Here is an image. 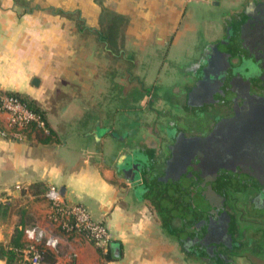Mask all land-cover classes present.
<instances>
[{
	"label": "crops",
	"instance_id": "1",
	"mask_svg": "<svg viewBox=\"0 0 264 264\" xmlns=\"http://www.w3.org/2000/svg\"><path fill=\"white\" fill-rule=\"evenodd\" d=\"M259 32L264 0H0V92L30 101L48 127L17 130L0 111V201L15 204L24 230L55 236L50 264H204L185 250L191 218L156 208L154 182L125 168L146 162L136 154L154 143V119L184 102L191 83L181 81L211 46L228 38L253 54ZM49 182L107 225L106 249L60 229ZM14 227L0 222V242Z\"/></svg>",
	"mask_w": 264,
	"mask_h": 264
},
{
	"label": "flooded vegetation",
	"instance_id": "2",
	"mask_svg": "<svg viewBox=\"0 0 264 264\" xmlns=\"http://www.w3.org/2000/svg\"><path fill=\"white\" fill-rule=\"evenodd\" d=\"M249 23L254 31L262 29L260 19ZM249 23H243L242 29ZM224 41H219L221 52L212 51L205 57L215 64L201 66L199 72L194 69L181 81L191 83L184 102L177 103L176 111L165 115L167 119H154V143L142 144L143 151L136 155L147 164L152 163L145 176L154 182L165 174L171 145L180 142L179 165L171 172L175 175L178 170L185 171L181 178L172 181H187L189 201L193 192L201 208L190 202L188 213L183 216L191 218L184 237L190 257L204 264H239L254 252L262 262L250 263L264 264V33L254 36L252 42L261 50H254L253 54L250 50L247 54L229 50L223 46ZM252 42L246 44L255 45ZM199 80V89L191 93ZM216 125H221V130L212 136ZM179 132L202 141L198 145L186 142ZM198 154L210 166L225 164L232 170L213 174L215 170L197 169L194 155ZM146 162L131 161L125 173L138 176L136 172L144 170ZM199 181L205 186L196 189ZM252 223L261 224L262 227H253L261 228V235L256 237L258 230L253 229L249 234Z\"/></svg>",
	"mask_w": 264,
	"mask_h": 264
},
{
	"label": "built area",
	"instance_id": "3",
	"mask_svg": "<svg viewBox=\"0 0 264 264\" xmlns=\"http://www.w3.org/2000/svg\"><path fill=\"white\" fill-rule=\"evenodd\" d=\"M0 111L7 114L9 125L17 130L35 124L48 131L45 116L14 93L0 92ZM0 133L4 134V131L0 130ZM46 196L51 207V218L59 223L62 229L83 233L98 248L108 247L112 239L110 230L102 220L94 219L83 203L63 199L60 190L52 182L47 185ZM24 234L28 241V245L23 249L26 264H44L46 249L54 247L57 239L55 236H45L34 227L25 228ZM42 239L44 242L40 245Z\"/></svg>",
	"mask_w": 264,
	"mask_h": 264
},
{
	"label": "water",
	"instance_id": "4",
	"mask_svg": "<svg viewBox=\"0 0 264 264\" xmlns=\"http://www.w3.org/2000/svg\"><path fill=\"white\" fill-rule=\"evenodd\" d=\"M233 27V25H231V27H229L228 31L231 30ZM230 34V31L229 33ZM227 34V36H228ZM225 41L223 42V46H227V48L229 47V50H234V51H239V50H235L234 48H231V45L229 43V39L226 38L224 39ZM212 47V50L217 54L218 52H221L220 47L218 46V44H215ZM226 48V47H225ZM232 51V52H234ZM206 63L207 65H210V63H212V61H210L208 58L206 59ZM204 70V67L201 69V71ZM200 80L197 81L194 85V87H192L190 89L191 93L193 91H196V88L199 89V84H200ZM190 94V92H189ZM263 102V101H262ZM256 111L260 112L261 110H259V108L256 109ZM263 112V111H262ZM221 130V125H216L213 130H212V136H216V133H219V131ZM179 135L181 136V139L186 140V142L191 141V143H196L197 145L201 143V138L200 137H186L184 135L183 132H179ZM205 139V138H203ZM179 141L177 140L175 143H173L171 145V156L166 160V169L164 171V175L162 177V179L160 178L155 179L154 180V205L156 208L161 209L164 206H169L173 209H175L177 212L179 213H188L187 210V206L191 204L196 207L197 209H201L200 205L197 201V198L194 196L193 192L191 193V200L189 201L188 197H189V193H188V184L187 181L185 180H181L180 182H174L172 180H178L179 178H181V175L184 173L185 170H178L175 175L173 174V172H171V168H176V165H179V155H178V148H179ZM198 153V151H197ZM200 155L198 154V156L194 155V160H195V167L197 169H201V170H215V171H211L213 174L222 172L224 170H232L231 166H227L225 164H221L220 166H210V164L208 163H204L203 157H199ZM133 164V163H132ZM184 165V164H183ZM150 166L148 164H144V170H141L139 173L140 176L144 177L145 173L147 171V169ZM189 170H192V164H190L189 166ZM179 169V168H178ZM194 185H191L190 188L192 189ZM205 186V183L203 181H199L196 184V189ZM153 192V191H152ZM188 204V205H187Z\"/></svg>",
	"mask_w": 264,
	"mask_h": 264
},
{
	"label": "trees",
	"instance_id": "5",
	"mask_svg": "<svg viewBox=\"0 0 264 264\" xmlns=\"http://www.w3.org/2000/svg\"><path fill=\"white\" fill-rule=\"evenodd\" d=\"M21 98L25 100L29 106L44 115V113L33 106L30 101L26 100L23 97ZM28 127L31 128L32 131H35L37 134H48V132L44 131L40 127H37L35 124H31ZM17 213L21 215V212H19L18 209L15 208V204L13 202L7 203L0 201V222L5 224H10L13 222L15 224L14 230L10 233V235H8L7 232L5 233V236H8L6 241L0 242V257L5 260V264H26V261L23 257V249L28 245V241L23 239L24 225L26 222L24 220H15L13 218V215H16ZM20 223L21 227H19ZM59 227L64 232H67L62 229L60 225ZM43 242L44 239H42L39 244L42 245ZM53 255L54 253L51 249H46L43 259L44 263L50 264L51 262L49 261L51 258L53 259Z\"/></svg>",
	"mask_w": 264,
	"mask_h": 264
},
{
	"label": "rangeland",
	"instance_id": "6",
	"mask_svg": "<svg viewBox=\"0 0 264 264\" xmlns=\"http://www.w3.org/2000/svg\"><path fill=\"white\" fill-rule=\"evenodd\" d=\"M174 74H176V75H178V73L176 72V73H174ZM163 83V85H165L164 84V82H162ZM166 90H167V88H166ZM172 90H174V89H172ZM171 90V87L169 86L168 87V92H172L173 93V91ZM166 107V106H165ZM162 110H161V112H167V114L168 113H172V111H176V109L175 108H173V110H172V108L171 107H169L168 109H164L163 107L161 108ZM253 225V226H252ZM262 227L261 226V224H250L249 225V228H248V232H249V234H251L252 235V232H251V230L253 229V227L255 228V227ZM261 228H257V229H253V230H258V231H256L255 233H256V237L257 236H259V235H261L262 234V231L260 230ZM257 234H259V235H257ZM259 239H262V236H260V238ZM251 254H250V256L248 255L247 257H244V258H242L241 259V262L239 263V264H251L250 263V261H254V262H258V263H261L262 262V258H259V257H257L255 254H254V252H250Z\"/></svg>",
	"mask_w": 264,
	"mask_h": 264
}]
</instances>
